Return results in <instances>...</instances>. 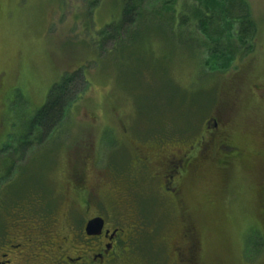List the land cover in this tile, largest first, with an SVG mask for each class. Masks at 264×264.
Masks as SVG:
<instances>
[{
    "label": "rangeland",
    "instance_id": "1",
    "mask_svg": "<svg viewBox=\"0 0 264 264\" xmlns=\"http://www.w3.org/2000/svg\"><path fill=\"white\" fill-rule=\"evenodd\" d=\"M141 1L137 19L116 31L124 0H0V168L10 169L0 195L11 205L44 198L62 212L70 198L103 199L129 234L118 264H264V0H249L254 47L239 43L221 69L205 65L194 25L175 21L161 0ZM66 72L75 78L64 117L44 143L19 148ZM212 117L224 118V131L211 140ZM165 134L188 148L205 141L210 159L196 158L173 198L145 186L131 159L135 140ZM221 142L237 152L211 158ZM82 178L90 195H76Z\"/></svg>",
    "mask_w": 264,
    "mask_h": 264
},
{
    "label": "flooded vegetation",
    "instance_id": "2",
    "mask_svg": "<svg viewBox=\"0 0 264 264\" xmlns=\"http://www.w3.org/2000/svg\"><path fill=\"white\" fill-rule=\"evenodd\" d=\"M209 120L206 122V131L210 133L209 137L212 140L215 132L224 131L221 128L224 118L221 122L216 117L213 118L214 131ZM155 138L152 142L146 139L143 142L134 141L132 165L140 174L145 186L148 184L150 188L162 191L172 198L173 195L178 197L182 191V184L187 179V168L196 163V158L209 157V154L206 155L204 152L207 144L204 141L196 149L194 143H189L191 152L195 153L198 150L196 154L190 155L187 143L181 137L165 134ZM235 148L221 142L215 146V153L212 151L210 156L215 159L218 152H224L226 159L230 157L229 154L237 152ZM222 163L225 164L223 161ZM8 171L7 168H0V175ZM111 173L110 178L115 175ZM130 180L131 177L129 183ZM77 185L76 195L82 191H88L90 195L87 178H82ZM99 190L100 188L98 192ZM3 196L0 195V264H118L115 263V259L116 257L120 259L124 247L121 242L128 241L129 234L124 233V229L121 228L119 223L122 218L117 215V210H115L117 216L111 217V213L108 214L107 210L112 208L103 199L101 203H97L89 198L81 206L75 198H70L66 211L62 214L59 211H51V207L42 197L38 205L34 206L15 205V201L11 205L8 199L2 198ZM6 197L11 198V194H7ZM92 217H103L104 223L101 230L94 227L95 232L89 233L87 224ZM37 235L43 237L45 246L39 244ZM154 259L156 257L148 263L160 264L162 261Z\"/></svg>",
    "mask_w": 264,
    "mask_h": 264
},
{
    "label": "trees",
    "instance_id": "3",
    "mask_svg": "<svg viewBox=\"0 0 264 264\" xmlns=\"http://www.w3.org/2000/svg\"><path fill=\"white\" fill-rule=\"evenodd\" d=\"M161 1L162 8L166 9L167 12L172 9L171 12H173L174 18L176 16L175 21L180 24L191 23L192 26L196 27L193 32L196 29L199 32L197 38L207 50H205L207 53L205 65L211 69L227 68L235 60L236 54L241 50V47L238 45L239 43L244 45L248 43V50L254 47L250 40L257 35V23H255L249 0ZM141 3V0H124L120 21L116 22L114 26H112L113 22L109 23V25L117 31L123 27L124 23H133L137 19L136 14L139 15L141 11ZM179 12H181V16L177 14ZM115 32L111 31L110 33L109 31L111 37H115ZM193 32L192 34H194ZM195 37L191 39H197ZM134 43L137 42L135 41ZM74 78L75 74L66 72L60 81L52 84V88L47 95V101L37 109L36 113L31 115L28 120L30 122L27 130L18 134V138L20 139L19 148H26L32 142H35L36 138L41 142L43 136L50 134L54 125H57L62 120L69 104L72 102L68 99V95ZM12 135L14 136L13 133H11ZM2 145L9 147L10 143L4 141ZM8 193L13 197V191H8ZM2 198L5 199V196ZM67 203H65V208ZM14 204H20V201H15ZM51 211H59L62 214L65 212L60 210L59 203L57 205L54 204L51 207Z\"/></svg>",
    "mask_w": 264,
    "mask_h": 264
},
{
    "label": "water",
    "instance_id": "4",
    "mask_svg": "<svg viewBox=\"0 0 264 264\" xmlns=\"http://www.w3.org/2000/svg\"><path fill=\"white\" fill-rule=\"evenodd\" d=\"M104 223V218L103 217H93L87 224V229L89 231V233L95 232L94 231V227L95 229H102ZM96 232H100V231H96Z\"/></svg>",
    "mask_w": 264,
    "mask_h": 264
}]
</instances>
